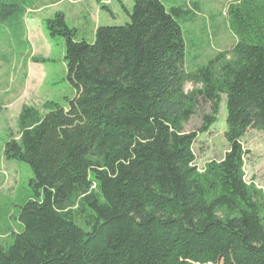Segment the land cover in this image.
<instances>
[{
  "label": "trees",
  "instance_id": "1",
  "mask_svg": "<svg viewBox=\"0 0 264 264\" xmlns=\"http://www.w3.org/2000/svg\"><path fill=\"white\" fill-rule=\"evenodd\" d=\"M133 2L130 23L100 26L93 43L63 12L47 20L76 96L45 113L24 106L5 144L33 178L0 264H264L263 195L245 180L243 143L264 131V0L230 5L234 47L192 71L181 23L197 5ZM26 14L23 0H0V23ZM223 95L229 150L201 172L194 145ZM201 104L210 112L186 132Z\"/></svg>",
  "mask_w": 264,
  "mask_h": 264
},
{
  "label": "rangeland",
  "instance_id": "2",
  "mask_svg": "<svg viewBox=\"0 0 264 264\" xmlns=\"http://www.w3.org/2000/svg\"><path fill=\"white\" fill-rule=\"evenodd\" d=\"M23 1L27 8L24 18L0 23V245L4 247L12 243L13 232L21 231L18 217L21 207L32 197L33 178L28 164L7 160L5 144L11 136L19 137V117L24 106H33L45 113L46 103L68 108V101L76 96L68 80L66 40L50 36L47 20L63 12L68 25L78 30V40L93 43L100 26L130 23L129 15L134 8L133 0ZM236 1L165 0L168 7L193 8V4L198 7L189 22L181 23L188 44V71L207 65L234 47L236 39L229 27L227 10ZM193 90L192 84L186 86L187 92ZM222 97L218 123L194 145L196 165L201 172L208 164L221 161L229 150L225 138L227 102L226 96ZM209 112L210 106L201 104L197 114L185 124V131H197L202 126L203 116ZM243 143L249 151L245 180L262 192L264 218V131L250 130Z\"/></svg>",
  "mask_w": 264,
  "mask_h": 264
}]
</instances>
